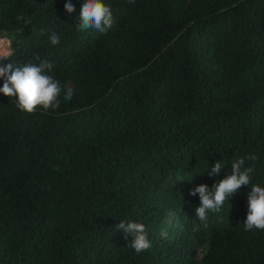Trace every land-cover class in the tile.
I'll return each instance as SVG.
<instances>
[{
    "label": "trees",
    "instance_id": "16d2710c",
    "mask_svg": "<svg viewBox=\"0 0 264 264\" xmlns=\"http://www.w3.org/2000/svg\"><path fill=\"white\" fill-rule=\"evenodd\" d=\"M65 2L0 0L3 63L39 56L74 85L32 114L0 93V264H264V230L243 224L264 187V0H103L104 34ZM250 154V185L200 221L189 191ZM121 221L151 248L127 247Z\"/></svg>",
    "mask_w": 264,
    "mask_h": 264
},
{
    "label": "clouds",
    "instance_id": "9594fccd",
    "mask_svg": "<svg viewBox=\"0 0 264 264\" xmlns=\"http://www.w3.org/2000/svg\"><path fill=\"white\" fill-rule=\"evenodd\" d=\"M134 0H129L133 3ZM76 5L72 0H66L64 9L68 14L75 11ZM115 24L110 5H105L103 0H84L79 12L77 27L80 31L93 29L99 33H107ZM53 46L57 45L60 37L52 33L49 37ZM7 59H0V79L3 86L0 93L8 98H15L17 109L23 113L32 114L38 107L49 110L57 109L64 101H71L74 96V85L69 81L61 83L52 74L54 64L47 59L40 61L39 65L26 63L18 66L15 63H3ZM255 155H249L235 160L231 164V173L223 179L215 182L211 187L201 184L189 191V195H199L200 205L195 209V215L200 221L207 220V214L219 212L225 201L238 192L241 186H249L251 183L250 173L252 168H245L246 160H256ZM224 165L216 162L208 172V175L218 176ZM245 231L253 229L264 230V187L257 184L251 186L247 194V217L244 221ZM115 231H122L125 239L130 238V247L136 254L148 251L152 242L148 238V230L143 223L134 221H121L115 226Z\"/></svg>",
    "mask_w": 264,
    "mask_h": 264
},
{
    "label": "built area",
    "instance_id": "2783aa9c",
    "mask_svg": "<svg viewBox=\"0 0 264 264\" xmlns=\"http://www.w3.org/2000/svg\"><path fill=\"white\" fill-rule=\"evenodd\" d=\"M10 53H11V49H10L9 40L4 36H0V59H7Z\"/></svg>",
    "mask_w": 264,
    "mask_h": 264
}]
</instances>
